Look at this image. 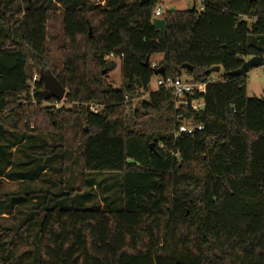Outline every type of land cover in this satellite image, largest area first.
I'll use <instances>...</instances> for the list:
<instances>
[{"label": "trees", "instance_id": "16d2710c", "mask_svg": "<svg viewBox=\"0 0 264 264\" xmlns=\"http://www.w3.org/2000/svg\"><path fill=\"white\" fill-rule=\"evenodd\" d=\"M160 1L57 0L58 11L52 0H28L20 39L13 18L19 7L1 14L0 128L21 133L10 147L39 138L26 133L39 114L33 101L43 100L40 72L51 71L73 108L45 113L55 125L66 111L77 115L84 172L119 173L123 202L102 208L93 192L79 200L70 185L40 195L43 216L34 217L38 206L25 220L32 248L13 264H264V97L249 96L246 74H233L249 57L264 60V0H203L204 10L162 12L165 36L153 26ZM56 11L64 28L61 69L47 44ZM111 53L124 55L106 59ZM155 54L163 55L157 67ZM117 60L121 87L106 79ZM217 65L224 76L207 84L204 109H176L171 92L150 85L160 66L164 78L186 72L206 82ZM140 93L148 97L131 112ZM179 113L203 128L175 138ZM46 169L41 164L34 179Z\"/></svg>", "mask_w": 264, "mask_h": 264}, {"label": "rangeland", "instance_id": "374dc122", "mask_svg": "<svg viewBox=\"0 0 264 264\" xmlns=\"http://www.w3.org/2000/svg\"><path fill=\"white\" fill-rule=\"evenodd\" d=\"M28 0H0V16L8 10L16 9L14 15L15 20V38L22 37L21 21L23 9ZM52 0L53 5H57ZM61 2V0H58ZM79 1V0H77ZM63 4V3H61ZM65 7V5L63 4ZM158 6L162 12L168 10L185 11L194 7L199 9L200 0H161ZM60 6H56L55 10H61ZM50 14L47 25L48 47L51 50V57L57 63L58 69L62 68L63 57L59 51V46L64 41V28L62 18L59 12ZM51 13V11H50ZM1 20V18H0ZM0 41L6 38V28L0 21ZM21 32V34H20ZM20 35V37H19ZM163 60V55L155 54L151 57V62L159 64ZM117 68L110 72L106 79L113 87H121L123 85V77L121 74V63L117 60ZM37 72L33 75L34 77ZM214 77L222 79L224 71L213 73ZM182 77L185 80L191 79L186 72ZM247 78V94L251 97H264V65L251 68L246 74ZM158 76L154 75L151 80L152 89H156ZM32 81V84H33ZM34 85V84H33ZM42 90V89H41ZM68 89H66V95ZM65 98L61 101H43L38 103L34 100V105L39 110L35 120L31 117L26 120L31 125V131L26 135H38L39 138H28L27 143H20L13 148L10 147L12 140L20 139V134L3 135L0 128V170L11 161L12 165L7 168V174L0 177V264H13L18 256H23L24 251L32 248L28 242L27 227L30 225L25 222L27 217L36 210L35 218L43 216L45 204H39L40 195L48 198L57 193L61 189H65L68 185L77 191V199L87 194L94 193V203L102 208L120 209L123 206L121 196V175L117 172H84L82 160L80 159V145L82 141V124L77 115L69 116L68 111L64 112L63 117L58 124H53L49 120L47 111L57 112V110L73 108V104ZM148 97V94L140 93L135 97L131 112L139 109L141 102ZM44 108V109H43ZM141 109V108H140ZM130 110V109H128ZM175 130V128H174ZM41 164L47 165L45 173L40 180L34 177L38 173ZM27 177V182L18 180L19 177ZM92 182L96 185L92 186ZM38 197V198H36ZM14 198L24 199L22 203L14 202ZM108 205V207H107ZM5 249V251H3ZM12 251L11 260H5V255Z\"/></svg>", "mask_w": 264, "mask_h": 264}, {"label": "built area", "instance_id": "2783aa9c", "mask_svg": "<svg viewBox=\"0 0 264 264\" xmlns=\"http://www.w3.org/2000/svg\"><path fill=\"white\" fill-rule=\"evenodd\" d=\"M199 10H204L203 0H200ZM161 14L162 9L159 7L155 11V18H160ZM123 55L124 54H121L120 56L115 57V55L111 53L110 55L106 56V59H120L123 57ZM152 66L157 67V64L152 63ZM37 78L38 75L34 77V80ZM218 80V78L214 77L206 82H202L194 81L192 78L185 80L182 76L178 78H164L162 75H158L156 89H164L171 92L176 109L190 106L194 111H197L202 109V105H205L203 95L206 91L207 84L210 82H216ZM90 108L91 111L95 113L99 112V108L96 105H91ZM202 128L203 126L197 124L193 119H187L182 113H179L176 119L174 137L178 138L182 134H192L196 130H201Z\"/></svg>", "mask_w": 264, "mask_h": 264}, {"label": "water", "instance_id": "95a60500", "mask_svg": "<svg viewBox=\"0 0 264 264\" xmlns=\"http://www.w3.org/2000/svg\"><path fill=\"white\" fill-rule=\"evenodd\" d=\"M141 3H147L150 0H140ZM153 26L159 30L163 36L166 35V22L163 18H154ZM149 61H146L148 64ZM264 65V60L260 56H252L247 58L243 65L236 71L233 72L234 75H244L247 74L251 68L260 67ZM185 68L190 67L189 65H184ZM192 68V67H190ZM222 70V66L217 65L209 68L206 73H218ZM164 72V67L160 66L154 71V75H162ZM40 79L42 80L44 86L43 89L38 93L43 98V100L48 101L50 99H55L56 101H61L65 98L66 88L61 84L57 77L51 71H41ZM202 109L205 108V105H202ZM151 147H154V144H151Z\"/></svg>", "mask_w": 264, "mask_h": 264}, {"label": "crops", "instance_id": "0c3cea01", "mask_svg": "<svg viewBox=\"0 0 264 264\" xmlns=\"http://www.w3.org/2000/svg\"><path fill=\"white\" fill-rule=\"evenodd\" d=\"M102 4H104V2H102Z\"/></svg>", "mask_w": 264, "mask_h": 264}]
</instances>
